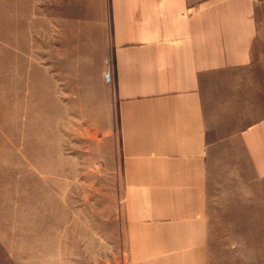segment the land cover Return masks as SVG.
I'll return each instance as SVG.
<instances>
[{"label": "crops", "instance_id": "crops-1", "mask_svg": "<svg viewBox=\"0 0 264 264\" xmlns=\"http://www.w3.org/2000/svg\"><path fill=\"white\" fill-rule=\"evenodd\" d=\"M108 4L113 74L72 109L120 141L129 264H223L212 219L232 218L264 264V0Z\"/></svg>", "mask_w": 264, "mask_h": 264}, {"label": "rangeland", "instance_id": "rangeland-1", "mask_svg": "<svg viewBox=\"0 0 264 264\" xmlns=\"http://www.w3.org/2000/svg\"><path fill=\"white\" fill-rule=\"evenodd\" d=\"M112 54L108 0H0V264H129L120 141L72 109ZM250 231L212 219V262L250 264Z\"/></svg>", "mask_w": 264, "mask_h": 264}, {"label": "water", "instance_id": "water-1", "mask_svg": "<svg viewBox=\"0 0 264 264\" xmlns=\"http://www.w3.org/2000/svg\"><path fill=\"white\" fill-rule=\"evenodd\" d=\"M107 78H109V75H107Z\"/></svg>", "mask_w": 264, "mask_h": 264}]
</instances>
